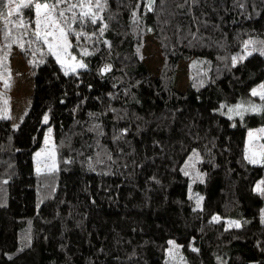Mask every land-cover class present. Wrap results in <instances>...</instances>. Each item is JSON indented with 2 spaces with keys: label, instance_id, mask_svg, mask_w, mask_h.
<instances>
[{
  "label": "trees",
  "instance_id": "16d2710c",
  "mask_svg": "<svg viewBox=\"0 0 264 264\" xmlns=\"http://www.w3.org/2000/svg\"><path fill=\"white\" fill-rule=\"evenodd\" d=\"M147 5L107 0L103 21L74 25L95 35L69 36L87 67L68 75L35 42L34 10L21 11L28 35L8 25L6 37L0 20L2 56L16 49L33 85L19 125L9 111L0 118V264H264V195L255 191L264 164L245 159L264 110L220 112L260 101L250 91L264 84V55L252 51L264 47V0ZM149 35L163 59L156 76L144 62ZM20 36L23 49L12 43ZM249 40L252 55L233 63ZM182 61L191 64L181 91ZM49 128L57 168L38 174L34 154Z\"/></svg>",
  "mask_w": 264,
  "mask_h": 264
},
{
  "label": "snow or ice",
  "instance_id": "6c2138e0",
  "mask_svg": "<svg viewBox=\"0 0 264 264\" xmlns=\"http://www.w3.org/2000/svg\"><path fill=\"white\" fill-rule=\"evenodd\" d=\"M154 0H148V10L152 9ZM107 8V0H0V20H3L5 27V36L12 35V28L8 25H13L17 30L24 29L23 35H28L29 33V23L26 22L21 16L22 9L34 10V24L35 28L32 30L31 34L35 38V42H42L47 45L48 52L53 55L58 63L61 64V67L64 70V74L68 75L70 73L77 72L78 69L86 68L87 65L83 63L82 59L77 61L75 56H71L69 49L72 47L69 36L72 35L75 37L77 42L81 37H86L87 40L91 41L92 35H89L84 31H77L74 25H79L83 28L86 24H97L98 21H103L104 17L100 15ZM16 16L17 19L13 20L12 17ZM133 22H137L136 14L133 13ZM108 25L105 23L103 27L99 29V33L102 36L104 31L107 29ZM34 41L29 40L28 43L31 45ZM12 43H18L19 47L24 48L23 36L16 37L13 39ZM105 43H108L105 41ZM264 44V41L260 42ZM255 41L249 40L245 42V54L240 57H232L233 63L244 60L247 56L252 55V51H259L261 55H264V47L255 48L253 47L252 51H247L250 45H254ZM11 44H8L7 47L11 48ZM79 47V43L77 44ZM110 46V45H109ZM82 56H89L93 53L89 52L87 48H81ZM6 59V57H5ZM35 63V61H32ZM43 63V60L40 61ZM4 66V60H0V67ZM111 68L110 65H106L104 71H109ZM7 71V70H6ZM0 79L4 80L5 88H8L9 85V76L5 73L0 72ZM3 95V94H0ZM252 96H258L261 100H264V84L259 85V88L252 89ZM4 108L0 111L3 112V116L0 118H9L8 117V100H3ZM223 107V106H222ZM264 110V107L261 105L250 104L248 107H245L243 103L237 104L234 107L228 109L229 115L240 116L241 118L245 112H260ZM48 117L45 116L44 120L47 121ZM260 133H264V128L257 130ZM250 141L253 139V133L249 132ZM47 144L48 141L46 140ZM261 149H264V145L260 146ZM42 155L45 156L44 160L41 159ZM194 157L199 156L198 153H193ZM36 172L40 174L42 171L54 172L56 171V159L54 150L42 149L40 152L36 153ZM191 159V158H190ZM245 159L251 164H264V151L255 152L250 147L246 152ZM43 165V168L41 167ZM190 165H185V168ZM184 175L188 176L190 173L184 171ZM198 178L199 174H197ZM7 183V181H3ZM264 181H261L260 184L256 186L255 191L264 195ZM203 197L197 199V206L199 207L200 202ZM213 220H219V217H213ZM229 228L241 226L239 221H229ZM174 243V242H170Z\"/></svg>",
  "mask_w": 264,
  "mask_h": 264
},
{
  "label": "rangeland",
  "instance_id": "374dc122",
  "mask_svg": "<svg viewBox=\"0 0 264 264\" xmlns=\"http://www.w3.org/2000/svg\"><path fill=\"white\" fill-rule=\"evenodd\" d=\"M35 17L33 18L34 21ZM69 52L71 56H75L77 61H79V57L76 56L71 50L69 49ZM144 62L147 66V68L152 72L154 76L158 75L159 70L162 65V56L160 54L159 48L155 40L152 38L151 35L147 37V41L145 43L144 49ZM3 50L0 45V60H4V66L0 67V72L5 73V75L9 76V87L5 88L4 80L0 79V106L4 105L3 100L7 99L8 100V107H9V115H10V120H11V126L13 128H16L19 125V122L21 121L23 115L27 111L30 103V96L32 93V79L30 75L29 68L25 61L22 59L18 51L15 49L10 53V59H5V56H2ZM191 62L187 61H182L178 65V71L176 75V85L175 87L178 90H184L187 87L188 80H189V65ZM7 70V71H6ZM259 85L254 86V88H259ZM252 89L250 93L252 92ZM258 97V96H257ZM239 103V102H238ZM237 103V104H238ZM257 103V104H256ZM236 104V105H237ZM245 107H248V103L244 102L243 103ZM254 104L256 105H261L263 107V100L260 99L259 102H255ZM222 111H220L223 116L228 117V118H234V114L229 115L228 114V109L231 107H227ZM234 107V106H233ZM263 111V110H262ZM260 112H251L249 111L248 113L245 112V114H259ZM244 114V115H245ZM240 118V117H239ZM264 127V126H263ZM259 129H262V127H257L254 129H251L249 132L253 133V139L250 141L249 139V132L247 134V142H246V152L248 149L251 147L253 151L255 152H261L264 151V149H261V145H264L263 138H264V133H260ZM48 141L46 144L45 141ZM42 149H47V150H54L55 152V159H56V150L54 148V143H53V137H52V131L49 128L46 130L43 143L41 147L36 150L34 154V165L36 169V153L40 152ZM45 156L42 155L41 159L44 160ZM190 163L191 165H194V162L188 157L187 163ZM43 168V165H41ZM46 172V171H42ZM201 203V202H200ZM194 206L198 208L197 206V200L194 201ZM200 206V205H199ZM253 264V263H251Z\"/></svg>",
  "mask_w": 264,
  "mask_h": 264
}]
</instances>
